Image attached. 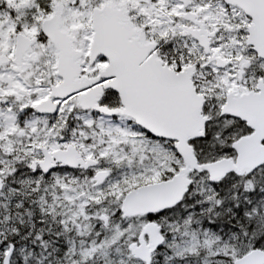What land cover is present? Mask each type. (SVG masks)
Segmentation results:
<instances>
[{
  "label": "snow or ice",
  "instance_id": "obj_1",
  "mask_svg": "<svg viewBox=\"0 0 264 264\" xmlns=\"http://www.w3.org/2000/svg\"><path fill=\"white\" fill-rule=\"evenodd\" d=\"M0 264H264V0H0Z\"/></svg>",
  "mask_w": 264,
  "mask_h": 264
}]
</instances>
